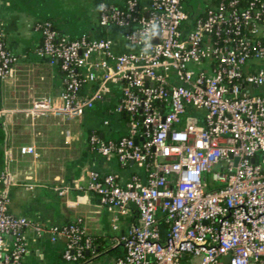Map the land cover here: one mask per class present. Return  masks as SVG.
Returning a JSON list of instances; mask_svg holds the SVG:
<instances>
[{"label":"built area","instance_id":"2783aa9c","mask_svg":"<svg viewBox=\"0 0 264 264\" xmlns=\"http://www.w3.org/2000/svg\"><path fill=\"white\" fill-rule=\"evenodd\" d=\"M188 1H100L96 24L121 29L128 49L122 53L115 38H72L50 22L36 23L41 43L35 53L59 65L63 88L57 97L1 108L0 119L79 121L119 88L114 113L125 116L127 134L105 139L93 133L89 144L143 175L125 182L120 174L91 170L85 187L73 186L95 195L100 209L132 220L115 264H264V0H209L202 10L188 5L191 14ZM17 62L0 24L3 100L14 87ZM188 108L199 115L183 120ZM18 152L38 157L35 144ZM6 154L0 264H23L29 229L50 234L53 243L64 239L65 261H84L94 244L81 220L45 226L10 212V191L19 182L11 150ZM25 179L21 186L34 191L35 178ZM70 189L57 191L65 196Z\"/></svg>","mask_w":264,"mask_h":264},{"label":"crops","instance_id":"0c3cea01","mask_svg":"<svg viewBox=\"0 0 264 264\" xmlns=\"http://www.w3.org/2000/svg\"><path fill=\"white\" fill-rule=\"evenodd\" d=\"M99 1L124 5L127 0H0V24L8 48L18 57L14 87L6 100L0 91V109L25 106L34 98L57 97L63 88L59 65H52L47 58L35 53L41 43L40 33L33 29L36 23L50 22L60 33L72 38L112 37L119 42L115 48L117 53L128 51L120 39L121 29H105L96 24ZM139 1L142 4L149 2ZM120 99L121 93L116 87L83 118L74 122L48 117L31 125L23 115L0 119V171L7 165L6 152L11 150L10 169L19 182L10 191V212L45 226H66L81 220L86 234L95 241L93 250L87 253L82 264H94L106 256H112L110 264H115L123 255L121 239L132 223L130 218L100 209L95 195L73 187L77 181L85 187L87 181L84 180L91 170L102 175L120 174L125 182L132 174L143 175L135 165L123 168L116 158H103L89 144L93 133L105 139L127 134V120L114 113ZM105 121H109V125H105ZM31 144L36 145L38 157H22L19 147ZM27 175H32L37 183L32 192L21 186L27 182ZM62 185L71 187L65 196L57 191ZM26 241L28 251L23 264H60L63 259L65 240L62 238L53 243L50 234L37 236L29 229Z\"/></svg>","mask_w":264,"mask_h":264},{"label":"rangeland","instance_id":"374dc122","mask_svg":"<svg viewBox=\"0 0 264 264\" xmlns=\"http://www.w3.org/2000/svg\"><path fill=\"white\" fill-rule=\"evenodd\" d=\"M209 0H189L187 3H185V10L191 14V7H189L188 5H191L193 7V9L195 11L197 10H202L203 8H205L207 2ZM199 113L197 110L193 109V108H188L187 112L183 115V120L186 119V117L191 116V117H196L198 116ZM112 256H106L103 257L100 261L95 262L94 264H110V260H111ZM83 262L79 263L82 264ZM60 264H73V263H69L67 261H65L64 259L60 260Z\"/></svg>","mask_w":264,"mask_h":264},{"label":"water","instance_id":"95a60500","mask_svg":"<svg viewBox=\"0 0 264 264\" xmlns=\"http://www.w3.org/2000/svg\"><path fill=\"white\" fill-rule=\"evenodd\" d=\"M158 37H159V30H154L153 32V42H158ZM138 142V141H136ZM133 165V163H131Z\"/></svg>","mask_w":264,"mask_h":264},{"label":"trees","instance_id":"16d2710c","mask_svg":"<svg viewBox=\"0 0 264 264\" xmlns=\"http://www.w3.org/2000/svg\"><path fill=\"white\" fill-rule=\"evenodd\" d=\"M99 2H100V1H99ZM99 2H98V3H99ZM98 3H97V4H98ZM122 117H124V118H125V116H122ZM93 244L95 245V241H93Z\"/></svg>","mask_w":264,"mask_h":264}]
</instances>
